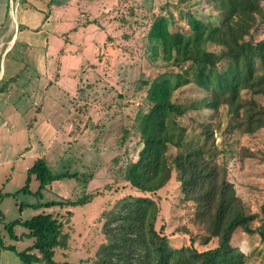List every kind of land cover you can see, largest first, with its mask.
Segmentation results:
<instances>
[{
  "label": "rangeland",
  "instance_id": "rangeland-1",
  "mask_svg": "<svg viewBox=\"0 0 264 264\" xmlns=\"http://www.w3.org/2000/svg\"><path fill=\"white\" fill-rule=\"evenodd\" d=\"M7 1L9 2L0 0V9H3ZM261 6L263 15L256 16L255 28L245 36L246 40L258 41L264 38V2ZM16 8V1L8 3L9 16L8 20L7 17L4 19L7 25L14 23ZM187 12L205 19L218 14L212 8L210 0H116L108 8L105 20L109 25L106 36L108 42L103 47V52L96 55L91 76L79 83L73 96L63 95V105L73 104L75 113L67 119L76 127H69L70 138L66 136L67 131L57 136L48 133L41 141L43 146L36 149L39 155L47 154L49 166L54 173L78 172V179L63 178L58 182L53 181L48 184L42 197L34 193L38 180L31 175V192L16 193L26 182L25 167L32 165L34 161L32 154L22 152L24 158L19 156L24 150L21 145L26 143V146L30 141L33 144V141L28 140L25 131L27 126L24 128L23 125H16L10 138L3 137L0 133V235L4 244H12L17 250L30 246L33 239L24 235L27 232L25 227H14V233L19 238L13 240L4 225L14 219H29L42 211L50 212L63 222V232L67 233V246L55 248L54 261L92 264L96 251L106 241L104 224L107 213L114 210L118 200L126 195L148 196L157 203L159 213L156 229L168 237L172 246L192 244L198 250H205L218 244V236H210L206 224L196 219L195 204L191 200L183 199L180 182L174 170L170 179L154 193L140 191L124 178L125 170L138 159L142 148L138 122L149 108L150 83L159 74L179 72L184 67V64L178 67L164 61L160 46H157V53L154 54L153 42L147 37L148 30L153 19L163 15L168 18L171 31L186 32L189 30ZM4 25L1 21V31ZM1 35H5L3 31ZM207 48L218 51L220 47L210 44ZM24 54L26 55L24 49L20 52L16 45L5 59H0V71L4 64L6 77L20 73L16 82L5 84L4 90L3 84H0V103H22V107L31 103L37 110L40 106L42 108V104L36 100L40 96L36 85L38 83L43 88L44 85L47 86L46 80L42 76L37 81L36 75L39 76L42 72L41 62L37 59L29 58L26 63L28 67L22 70L21 60L17 59ZM1 78L2 74L0 80ZM54 91L56 89L50 91L52 98ZM204 94L206 93L194 84H187L175 89L171 97L175 103H187ZM241 97L244 101L254 98L264 105V96L252 95L248 89L241 91ZM44 103H51L50 93ZM31 112L30 108L22 112L28 122L34 117ZM3 118L0 117V123ZM209 120L214 121L218 127L215 130V145L220 174L232 185L244 211L257 215L250 222V227L262 225L264 229V127L253 133L242 132L239 127L232 128L233 121L225 104L215 112L205 107L190 109L178 118L187 128L193 122ZM55 125L58 128L59 124ZM73 130L75 133L71 134ZM63 144L65 148H61ZM72 147L77 153L84 150L86 153L85 162L82 161L84 157H80V160L76 156L75 163L79 164L75 166L77 168L71 164V156L68 159H63L66 156L59 157L57 161L56 157H52L54 150L60 155L64 151L72 152ZM168 152L174 155L176 148L169 146ZM92 177L95 184L86 188V183ZM89 193L98 194L83 205H67L68 202L76 201ZM46 201H61L63 205L39 209L30 206ZM20 204L23 205L21 209ZM208 235L210 239L207 240ZM230 246L238 247L246 255L247 264H264V242L260 240L259 234L246 233L238 227L232 234ZM33 252L37 253L36 250ZM0 264L25 263L13 252L0 248Z\"/></svg>",
  "mask_w": 264,
  "mask_h": 264
},
{
  "label": "trees",
  "instance_id": "trees-1",
  "mask_svg": "<svg viewBox=\"0 0 264 264\" xmlns=\"http://www.w3.org/2000/svg\"><path fill=\"white\" fill-rule=\"evenodd\" d=\"M210 1L218 14L205 19L187 12L186 32L171 31L169 20L163 15L156 16L150 25L147 37L153 42L154 54L160 46L164 61L184 67L179 72L159 74L150 83L149 108L138 122L142 148L138 159L125 170L124 178L140 191L154 193L174 170L183 199L195 204L196 219L206 224L210 236H218V244L205 250L192 244L172 246L168 237L156 229L157 203L148 196L126 195L107 213L106 241L96 251L92 264H247L246 255L238 247L230 246L234 231L239 227L246 233H257L264 242L262 225L250 227L257 215L244 211L232 185L219 172L215 122H193L187 128L178 121L190 109L205 107L215 112L225 104L232 128L253 133L264 127V105L254 98L244 101L241 97V91L246 89L252 95L264 96V38L245 39L255 28L256 16L263 15L264 0ZM210 44L220 47L219 50H209ZM187 84H194L206 94L187 103H175L172 92ZM169 146L176 148L174 155L168 152ZM26 172V182L16 193L31 192V175L38 180L34 191L38 196L53 181L79 178L78 172L54 173L43 156L34 159ZM96 194H85L67 205H83ZM55 205L63 203L30 204L34 209ZM16 225L27 229L24 235L33 239L32 244L17 250L12 244H4L0 235V248L13 252L25 264H71L56 263L53 259L55 248L67 246V233L63 232L60 219L44 211L29 219H14L4 225L13 240L19 238L14 233Z\"/></svg>",
  "mask_w": 264,
  "mask_h": 264
},
{
  "label": "crops",
  "instance_id": "crops-1",
  "mask_svg": "<svg viewBox=\"0 0 264 264\" xmlns=\"http://www.w3.org/2000/svg\"><path fill=\"white\" fill-rule=\"evenodd\" d=\"M13 1L17 3L15 23L7 25L6 20H4L6 17L8 20L9 16L8 1L4 4L3 9H0V18H2L0 22L5 23L1 27L5 35L0 36V59H5L11 49L18 45L20 52L21 49L26 52V55H19L20 58L17 59L21 60L22 70L28 67L26 63L29 58L37 59L41 62L42 67H40L41 74L39 76L36 75L37 73L35 74L37 81L43 76L47 86L44 85L41 88L38 83L36 85V90L40 92L39 99L36 100L41 101L43 109L40 106L39 109L35 110L31 103H28L26 107H22V103H0V117H4L0 123V133L3 137L10 138L11 134L15 132L16 125H23L24 128L27 126L25 131L28 140H32L33 144L31 141L26 146V143L22 144L24 150L19 153V156L24 158V153L32 154L33 159L43 156L47 164L50 165L47 154L41 152L42 155H39V151L36 149L43 146L41 141L48 133H54L57 136L67 131L66 136L70 138L68 135L69 127H76L71 120L67 119L68 116L75 113L73 104L63 105V97L73 96L79 83L91 76L96 55L103 52V47L108 42L106 36L109 32L107 31L109 25L105 20L108 8L116 0ZM2 31L0 30V33ZM1 74L2 90H4L5 84L16 82L20 76V73H17L6 77L4 64L0 71ZM51 89H56L52 94L54 95L53 98L51 97ZM48 93H50L51 103H44L48 98ZM29 108L34 115L31 122L22 116V112H26V109L29 110ZM20 120L21 123H19ZM56 123L59 124L58 128ZM73 133L75 130L71 132V134ZM61 148H65L64 144ZM70 150L72 152L64 151L60 155L54 150L52 157H56L55 161H57L59 157L66 156L63 159H68L71 156L72 158L69 160L73 162H71L73 167L79 166L75 163L76 156L82 160L80 157H84L85 150L82 153H77L73 147ZM83 159L82 161L85 162L86 158ZM28 167H25L26 170ZM64 179L75 180L74 178ZM92 184H95L94 177L90 178L85 186L89 188ZM48 186L46 185L42 190V197Z\"/></svg>",
  "mask_w": 264,
  "mask_h": 264
},
{
  "label": "bare ground",
  "instance_id": "bare-ground-1",
  "mask_svg": "<svg viewBox=\"0 0 264 264\" xmlns=\"http://www.w3.org/2000/svg\"><path fill=\"white\" fill-rule=\"evenodd\" d=\"M12 18H13V17H12ZM13 20H14V19H13ZM14 23H15V22H14ZM10 41H11V40H10ZM9 46H10V45H9ZM4 47H5V45H4ZM3 49H4V48H3ZM3 49H2V50H3ZM1 54H2V53H1Z\"/></svg>",
  "mask_w": 264,
  "mask_h": 264
}]
</instances>
